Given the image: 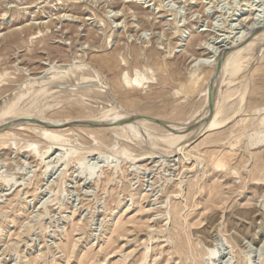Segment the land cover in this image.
Returning a JSON list of instances; mask_svg holds the SVG:
<instances>
[{"label": "rangeland", "instance_id": "374dc122", "mask_svg": "<svg viewBox=\"0 0 264 264\" xmlns=\"http://www.w3.org/2000/svg\"><path fill=\"white\" fill-rule=\"evenodd\" d=\"M259 29H264V0H0V86L16 87L8 93L11 97L25 90L30 78L40 81L72 68L76 72L66 80L91 79L96 85H75L93 88L81 103L80 95L72 96L70 104L63 100L66 94L51 96L54 89L27 94L20 105L56 119H79L112 108L126 110L125 94L140 97L139 112L166 115L165 105L175 106L179 119L188 120L200 112L203 95H185L180 81L162 86L160 75L170 69L184 81L199 72L205 75L211 67L199 65L204 58L208 62L224 47L245 45ZM133 46L141 49L138 59L131 54ZM95 54L113 56L116 71L93 63ZM198 56L203 59L195 61ZM127 74L133 81L147 76L143 87L110 90L112 78ZM256 78L263 88L249 95L242 111L173 154L155 144L158 137L141 142L108 131L97 134L102 141L80 129L65 131L72 136H65L58 149L41 138L39 129L10 124L6 145H0V264H133L146 246L147 264H187L183 251L189 247L203 264H213L205 255L213 251L203 242L204 232L223 247L221 254L229 253L223 264L232 256L235 264L246 258L264 264V142L247 145L251 134L264 130V113L253 111L264 105V73ZM103 82L106 90L100 88ZM227 88L226 82L221 85L222 91ZM75 148L67 165L61 155ZM123 151L128 160L119 158ZM215 158L224 159L226 166L217 169ZM92 167L98 171L96 180L84 170ZM243 209L253 212L243 218Z\"/></svg>", "mask_w": 264, "mask_h": 264}, {"label": "bare ground", "instance_id": "6f19581e", "mask_svg": "<svg viewBox=\"0 0 264 264\" xmlns=\"http://www.w3.org/2000/svg\"><path fill=\"white\" fill-rule=\"evenodd\" d=\"M65 17H64V19H65ZM74 17L76 19L77 16H74ZM46 24H47V22H46ZM21 27H23V26H21ZM25 27H23V28H25ZM19 31H20V29H19ZM11 34L12 33H10V35ZM251 36H250V38H251ZM246 37H245V39H246ZM252 37L253 38H251L249 40V42H247L243 46H240L241 45L240 44V45H238V46L236 45V47L234 46V48H232V46H233L232 45L231 50L227 51L226 47L223 48L225 50H222V51L218 50L217 53H214L215 59L212 58L211 60L208 61V58H209L208 57L206 60L208 62H205L204 61L205 58H204L203 63H201L199 65L200 66L201 65H203V66L209 65L211 67V69L209 68L208 70H205V72H204L205 75H203V73L199 72L198 75H196L195 77H193L191 80H188V81H184L182 78H180L179 71L176 69L165 70V72H163L160 75V83L162 84V86H167L174 81H177V82L180 81L179 91H181L185 95L192 96L195 93H198L199 95L200 94L203 95V99H202V102L200 105L201 110L199 109L200 112L197 115L191 116L188 120H183V121H181L179 119V115H181L180 114L181 112H180L179 108H176L175 106L170 107L168 105H165L164 108H167V109L169 108V113L166 115H156V114L147 113L146 111H144V113L139 112V111H137L136 107H137V105H139L141 103L140 97H129L125 94L123 95L122 100L124 102H126V104H127L126 110H124V111L118 110L117 111V109L119 107L117 109L112 108V109L100 112L101 114L99 116L89 114V115L80 117L79 119H73L71 117H63V118L56 119V118H52L50 116H47L43 110L35 111L34 109H32L29 106L20 105L21 100L27 94L45 95V94L49 93L50 91H54V89H57V91L52 93L51 96L55 97V96H61L62 94H66L65 97L63 98V100L66 101V103L70 104L71 103L70 98L72 96L75 95L77 97L78 95H80L79 97H80V103H81L82 97L86 93L93 91V88H91L92 86L91 87L86 86V87H78L79 89H77L76 88L77 86L75 87V85L80 83L79 86H81L84 83L85 84L89 83V82L92 83V80L90 79L87 81H81L84 79L83 78V79H80L79 83H76L73 80H66V78L68 76H70L71 74H74L76 72L75 71L76 69L74 70L72 68H68V69H64V70H60V71L59 70L54 71L53 73H51L52 74L51 76H49L48 78H46L44 80H40V81L32 80L30 78L28 82L27 81L25 82L26 83L25 90H22L19 93H15L11 97L8 96V93L11 92L13 90V88H16V87H11V86H2L1 87L0 86V145H6V138L9 135L10 129L16 127V125H20L21 128L23 127L22 129H25V130H37V129H39V131H40L39 134L41 135V138L48 141V142H52L54 144H57L56 148H58V146L61 147V145L66 141L65 136L70 135V134H68V135L64 134L65 131H68V130L74 131L75 129H80V130H90L89 133H91L92 135L94 134L95 139L101 138L100 137L101 135L97 136V134L99 132L110 131V132H113L120 137H124L127 139H133V141L137 140V139L141 140V142H142V140L151 141V140H154V138L158 137L159 141L155 140L157 142L155 144H159V145L162 144L166 148L171 149V151L169 153H172L178 149H180V150H182L183 148L185 149L186 146H188L192 143H196L202 135H205L206 131L219 130L223 126H225V124L227 123V121L230 118H232L235 114L242 111V109H243L242 103L246 99L249 98V95L256 94L263 88V85L257 81L256 74L261 73L263 75V73H264V29L263 30L259 29V31H256L254 36H252ZM192 38H194V36ZM196 38H197V35H196ZM243 39L244 38H242L241 40H243ZM193 40L190 42H192V43L196 42L195 40L194 41ZM236 42H238V41H236ZM131 48H132L131 54L134 55L135 59H138L141 55V51H140L141 49L139 50L136 46H133ZM229 49H230V47H229ZM100 53L101 52H99V54ZM150 54H151V56H153L155 53L153 51H151ZM157 54H158V52H157ZM194 59H195V61L196 60L201 61L203 58L201 56H198L196 58L194 57ZM254 62H256L257 66L254 69H251V66H253L252 64ZM93 63H95L96 65H102V66L106 67L109 71H116L117 65H116V62L114 61V57L109 56V54H104V55H96L95 54V56L93 57ZM62 65L64 66L65 64H61V66ZM74 65H72V66H74ZM65 66H67V65H65ZM79 66L80 65H78V67ZM55 67L53 66L52 68L55 69ZM57 67H59V66H57ZM80 68H81V66H80ZM200 68H197V69H200ZM24 69L26 70V68H24ZM144 70L146 71V69H144ZM45 71L47 74V70H45ZM48 71H50V70H48ZM194 71L195 70H193V72ZM95 72H96L97 76H100L99 70H96ZM195 73H196V71H195ZM4 76H6V75H4ZM4 76H2V77H4ZM146 77L147 76H145L143 78L138 77V78H136L135 81H133V79L130 78V76L128 74L124 75L123 79L122 78L120 79L118 77L112 78L110 90L114 89L118 92L126 93L127 88L125 89V86H128L130 90H138L139 87L142 85L141 83L145 80ZM99 78H100L99 80L101 82V77H99ZM201 78H204L205 80H204L203 86L200 87V85H202V84H199V86H198L197 83ZM225 82L227 83L228 88L225 91H222L221 85ZM23 84L21 86H23ZM103 84H104V82L102 83V85L99 84L100 88H101V86L103 87ZM15 85H17V84L15 83ZM38 85H40V86H38ZM91 85H93V83ZM105 85H106V82H105ZM94 86L96 87V85H93V87ZM105 87L108 88L107 86H105ZM142 87H143V85H142ZM198 87H200V88H198ZM104 90H106V89L104 88ZM160 90H162V89H160ZM163 90H165V89H163ZM98 93L102 94L101 91L100 92L98 91ZM148 98H151V96H148ZM78 100H79V98H76V101H78ZM76 101H74L75 104H76ZM34 102H36V99L34 100ZM74 105H72V107H76ZM185 105H183V106H185ZM51 106H53V105H51ZM130 107H131V109H130ZM109 108H111V107H109ZM121 109H122V107H121ZM254 109H253V111L255 114H257L258 112L260 114L264 113V105L258 109H256V108H254ZM62 115H64V114H62ZM18 122H20V124H17ZM10 124L12 125L11 128H10ZM261 124L264 125V116L261 118ZM8 125H9V127H8ZM3 126H4V128H1ZM71 136L72 135H70V137ZM102 141H105V140L102 139ZM263 142H264V130L251 134L248 138L247 145L248 146H254V145H257V144H260ZM36 143H34V144H36ZM144 146H145V144H144ZM26 148H27V146H26ZM50 149H53V148L51 147ZM75 150H76V148L74 150L71 149L68 153L63 154L64 156L66 155L65 157H62L63 155H61V158L64 159V162L67 165H69L71 161L73 162V156H74ZM33 151H34V149L31 148L30 152H33ZM44 153L42 154V156L44 155ZM96 153H97L96 149L92 150L90 152V154L92 156H95ZM114 153H115V149L113 148L112 154H114ZM127 153H128V151L127 152L126 151L121 152V155L119 158L122 160L127 159ZM34 155H35V151H34ZM42 156H40L41 160H42ZM103 158H105V157L103 156L102 159ZM106 159L102 160V161L104 162V161H106ZM135 159L139 160L137 158H135ZM58 160H60V159H58ZM107 160H109V157ZM132 160H134V159H132ZM43 161H44V159H43ZM214 165L218 169V168L225 167L226 162L222 158H215ZM84 170L88 172V173L86 172L87 174L85 173L87 175V177L89 175V178H94L96 180V177H93V175L98 172L96 170V168L92 167L90 169H87V170L84 169ZM87 177H86V180H87ZM9 179H10V176H9ZM18 182L20 183V181H18ZM5 183H6V181H5ZM8 183L12 185V183H10V180L8 181ZM5 186H6V184H5ZM12 186H14V185H12ZM11 188H13V187H11ZM216 199H217V197L213 196L211 198V201H216ZM174 209H175L176 213L180 214L181 210H179V209L177 210L176 207ZM118 210H119L118 206L112 208V210H111L112 215L113 216L118 215ZM252 212L253 211L251 209H249V210L243 209V210L239 211V215L243 218H247L248 215H250V213H252ZM210 218L212 219L213 216H211ZM118 227H120V226H118ZM2 228L3 227H0V229H2ZM120 229L121 228H117V230H120ZM235 233H236V236L238 237L239 233L238 232H235ZM216 235H215V238H217ZM256 236H257V234H256ZM201 237L203 239V242L205 241L208 244L207 246H209V245L212 246L210 249L213 252L212 253H210V252L205 253V255L208 256L209 258L211 257V259L213 261L212 262L210 259L211 263L223 264L224 260H222V259L226 258L225 256L228 255L229 253L227 252L228 254H226L224 252V254L223 253L221 254V251H222L220 249L221 246L219 247V245H218V247H216L215 239H213L212 236H209L204 232V234H201ZM217 242H218V240H217ZM183 246H185V245H183ZM228 246L229 245H227V247ZM221 248H223V247H221ZM216 249H218V250L216 251ZM183 252L186 255L187 260L189 259L187 264H203V262L201 260L197 259L198 255L194 254V251H191L190 247L188 248V250L183 251ZM149 258H150V247L146 246V251L142 254L141 258L137 259L133 264H147ZM85 261H87L86 263H89L91 261V257L86 258ZM252 261H253V259H252ZM224 264H235L234 256L228 258V260ZM244 264H250L249 258H246V260L244 261Z\"/></svg>", "mask_w": 264, "mask_h": 264}]
</instances>
